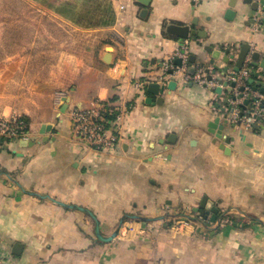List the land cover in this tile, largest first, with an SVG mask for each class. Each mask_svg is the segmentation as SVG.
<instances>
[{"label": "crops", "instance_id": "crops-1", "mask_svg": "<svg viewBox=\"0 0 264 264\" xmlns=\"http://www.w3.org/2000/svg\"><path fill=\"white\" fill-rule=\"evenodd\" d=\"M82 1L5 14L0 119L23 118L33 143L0 138L2 264H264V121H249L252 102L224 103L234 89L193 80L201 71L224 85L248 44L247 86L264 98V69L250 65L251 52L264 57V0H253L257 11L244 0H95L93 19L77 11ZM171 24L198 34L181 40ZM98 102L131 106L113 152L98 154L72 128L70 109ZM229 106L225 144L211 123ZM204 197L218 210L213 223L198 209ZM117 228L110 241L97 237Z\"/></svg>", "mask_w": 264, "mask_h": 264}, {"label": "built area", "instance_id": "built-area-1", "mask_svg": "<svg viewBox=\"0 0 264 264\" xmlns=\"http://www.w3.org/2000/svg\"><path fill=\"white\" fill-rule=\"evenodd\" d=\"M186 48L187 47L183 48L182 52L180 51L179 53L184 60L187 58ZM247 73V68L240 70L238 73H230L227 77L226 85H222L215 79L207 78L201 71L197 72V75L193 77V80L198 84L211 85L212 87L218 86L219 88H227L233 83L234 87L232 90H235L233 96L238 97L241 95V98H237L235 101L231 100V102L233 103L238 100L243 101L248 98H253L250 119L251 121L252 119L264 121V98L262 96H251L252 90L246 84ZM159 80L160 83L165 84V79L163 77H160ZM143 85L144 83L142 82L136 86L142 89ZM240 88H243V90L239 91ZM252 92L255 91L253 90ZM62 96H64V94L59 92L56 94L55 98L57 101H60ZM241 103H238V106H240ZM130 108L131 106L121 108L98 102L88 109H70L69 115L76 139L86 146L88 145L91 147L98 154L113 152L120 137V121ZM29 137L28 123L23 118L12 117L10 119H0V138L19 141L28 140ZM187 223H189V219H175L174 227L177 228ZM0 264H2L1 256Z\"/></svg>", "mask_w": 264, "mask_h": 264}, {"label": "water", "instance_id": "water-1", "mask_svg": "<svg viewBox=\"0 0 264 264\" xmlns=\"http://www.w3.org/2000/svg\"><path fill=\"white\" fill-rule=\"evenodd\" d=\"M245 4H250L251 5V9L253 11H257L258 6H259V2L258 1H253V0H244ZM230 14V13H229ZM166 32L180 38L181 40H185L188 39L190 36L194 37L198 34L196 31L194 30H190L189 26L186 25H176V24H171L168 25V27L166 28ZM110 49V48H109ZM209 49V48H208ZM251 48L250 45L248 44H244L242 45L238 55H237V61L235 66L233 67V71L234 73H238L244 64L245 58L248 56L249 52H250ZM182 52V51H181ZM227 54L229 53V51H226ZM231 58H233V56H231ZM109 59H111V53L110 51L105 53V63H110ZM190 60H194V57L191 56ZM225 63L229 64L228 59H224ZM175 65L177 67H181L182 66V59L177 58L175 60ZM250 65L251 66H255V67H261L262 69H264V57L261 58V54L258 52H251L250 54ZM217 68V67H215ZM173 71L170 70L169 73L171 74ZM195 72V69L191 68V74H193ZM222 74H225L228 72V67H224L223 69H221ZM210 78V77H209ZM218 80H220V78H218ZM224 85H226V82H224ZM234 87V84L231 83L229 87H227V91L228 92H232V88ZM261 89H260V94L264 93V81L261 83ZM165 88H167L168 90H172L173 88H175V83L170 82L167 87L163 86V85H159L157 83H149L148 84V91L154 93L155 95L158 94H162L165 90ZM222 89L221 88H217V91L220 92ZM243 88H240L239 91H242ZM255 91V90H254ZM237 98H241V95H239L238 97H235L233 95H230L225 101L224 103L229 104V101H235ZM249 99V98H248ZM245 99L242 101L240 107L241 108H245V105L248 104L249 100ZM67 106L65 105L64 108H66ZM252 111V108L250 109ZM234 113V108L233 106H229L227 108V110L222 109L220 113H218L215 117V119L212 121L211 123V127L216 126L217 131L214 132L215 134V138L216 140H221L223 143L225 144H229L230 142L234 141V137H230V136H224L223 132L226 128H228L229 126L234 127V125L229 124V121L232 119ZM242 113L239 114L240 117H242ZM220 119H222L220 125ZM249 121H251V119H249ZM48 129V128H47ZM215 140V141H216ZM33 142L29 141V140H19V144L21 146H27L32 144ZM220 148H224L223 145H220ZM207 203V204H206ZM62 204V203H61ZM210 204V205H209ZM64 206H68V207H72L70 205H65L62 204ZM199 210H201V215H210V221L213 223L216 221L217 219V213L218 210L213 207L211 205V203H208V200L206 197L203 198L200 207L198 208ZM195 211H197V209H195ZM122 224V221L120 222V225ZM97 233V237L103 241H110L112 238H114L117 233H118V228L116 231H114V233L112 234L111 237L109 238H104L100 235L98 229L96 230Z\"/></svg>", "mask_w": 264, "mask_h": 264}, {"label": "rangeland", "instance_id": "rangeland-1", "mask_svg": "<svg viewBox=\"0 0 264 264\" xmlns=\"http://www.w3.org/2000/svg\"><path fill=\"white\" fill-rule=\"evenodd\" d=\"M85 1H87V3ZM31 2H40V0H0V52H4L9 49L8 47H11L10 43H6L7 42L6 41V29L4 27L5 14L10 15L12 13V9L10 8L11 5H18L20 7L22 6V4L31 3ZM49 2H52V0H49ZM90 3L95 4L96 1L95 0H84L80 3V7L76 6L78 7L77 11L80 12L79 14L85 18L87 16V19H90L91 15L93 19L97 14V13H94V11L87 10V8L90 6ZM66 4H68V2ZM107 15H108V22L109 24H111L112 19H113V14L111 13V11H107ZM98 18L100 19V17ZM94 22L95 21L92 20V23ZM16 39H19V35L16 37ZM16 45L18 47L20 46L19 43H16Z\"/></svg>", "mask_w": 264, "mask_h": 264}, {"label": "trees", "instance_id": "trees-1", "mask_svg": "<svg viewBox=\"0 0 264 264\" xmlns=\"http://www.w3.org/2000/svg\"><path fill=\"white\" fill-rule=\"evenodd\" d=\"M246 84H247V82H246ZM248 100H249V102H248V103L250 104V103L252 102L253 98H249ZM252 106H253V105H251V106L249 107V113L251 112V110H250V109L252 108Z\"/></svg>", "mask_w": 264, "mask_h": 264}]
</instances>
